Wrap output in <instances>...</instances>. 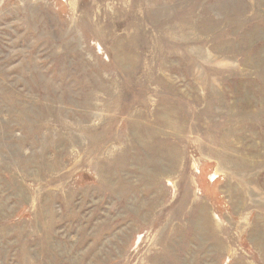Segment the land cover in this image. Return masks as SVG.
<instances>
[{
    "label": "rangeland",
    "instance_id": "374dc122",
    "mask_svg": "<svg viewBox=\"0 0 264 264\" xmlns=\"http://www.w3.org/2000/svg\"><path fill=\"white\" fill-rule=\"evenodd\" d=\"M0 264H264V0H0Z\"/></svg>",
    "mask_w": 264,
    "mask_h": 264
}]
</instances>
